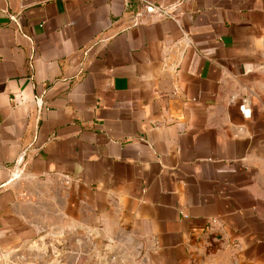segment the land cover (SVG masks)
<instances>
[{
	"label": "crops",
	"instance_id": "0c3cea01",
	"mask_svg": "<svg viewBox=\"0 0 264 264\" xmlns=\"http://www.w3.org/2000/svg\"><path fill=\"white\" fill-rule=\"evenodd\" d=\"M152 1L0 0V264H264V0Z\"/></svg>",
	"mask_w": 264,
	"mask_h": 264
},
{
	"label": "rangeland",
	"instance_id": "374dc122",
	"mask_svg": "<svg viewBox=\"0 0 264 264\" xmlns=\"http://www.w3.org/2000/svg\"><path fill=\"white\" fill-rule=\"evenodd\" d=\"M33 188L38 191L37 196L35 197L37 205H34V209L40 211L45 205H47L45 203L48 202V205H51L53 209V216H55V206L57 205L58 207L64 202V197L59 192V189L61 188L59 184L56 182H36L33 184ZM48 191H51V193L49 192V196L46 195ZM95 252V264H128V254L136 253L137 249L126 243L122 244L120 239H113L109 242L107 239L105 240L97 234Z\"/></svg>",
	"mask_w": 264,
	"mask_h": 264
},
{
	"label": "built area",
	"instance_id": "2783aa9c",
	"mask_svg": "<svg viewBox=\"0 0 264 264\" xmlns=\"http://www.w3.org/2000/svg\"><path fill=\"white\" fill-rule=\"evenodd\" d=\"M143 8L142 12H139L140 16H143L145 12H158L159 14L166 16V17H171L174 18L173 12L170 9L167 8H161L156 6L152 0H138ZM129 4V3H128ZM42 103V100H39ZM240 110L243 113L244 116L250 117L251 116V109L249 107V104L247 100H243L242 103L240 104Z\"/></svg>",
	"mask_w": 264,
	"mask_h": 264
},
{
	"label": "water",
	"instance_id": "95a60500",
	"mask_svg": "<svg viewBox=\"0 0 264 264\" xmlns=\"http://www.w3.org/2000/svg\"><path fill=\"white\" fill-rule=\"evenodd\" d=\"M25 153H26V150L23 152V154L20 156V158H19V160H18V165L20 164V163H22V161H23V159H24V157H25Z\"/></svg>",
	"mask_w": 264,
	"mask_h": 264
}]
</instances>
